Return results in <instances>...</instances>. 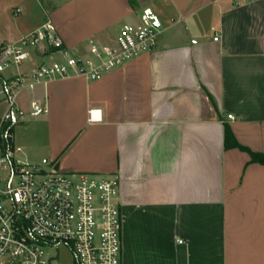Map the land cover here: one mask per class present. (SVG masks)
Returning <instances> with one entry per match:
<instances>
[{
    "label": "crops",
    "instance_id": "1",
    "mask_svg": "<svg viewBox=\"0 0 264 264\" xmlns=\"http://www.w3.org/2000/svg\"><path fill=\"white\" fill-rule=\"evenodd\" d=\"M240 1L69 0L49 14L69 53L113 44L145 12L159 24L154 50L100 80L20 99L48 109L20 126L38 164L119 178L122 264H264V165L251 157L264 156V0ZM12 14L0 50L43 23L37 0Z\"/></svg>",
    "mask_w": 264,
    "mask_h": 264
},
{
    "label": "built area",
    "instance_id": "2",
    "mask_svg": "<svg viewBox=\"0 0 264 264\" xmlns=\"http://www.w3.org/2000/svg\"><path fill=\"white\" fill-rule=\"evenodd\" d=\"M254 1L260 0L238 5ZM156 24L155 15L145 12L138 22L124 24L113 44L91 41L84 51L69 53L48 20L1 48L0 264H122L119 178L66 175L53 165L38 168L23 162L16 130L48 109L36 101L24 109L20 99L59 79L100 80L151 52L159 36ZM37 52L42 64L22 71ZM97 112H90L91 119Z\"/></svg>",
    "mask_w": 264,
    "mask_h": 264
},
{
    "label": "rangeland",
    "instance_id": "3",
    "mask_svg": "<svg viewBox=\"0 0 264 264\" xmlns=\"http://www.w3.org/2000/svg\"><path fill=\"white\" fill-rule=\"evenodd\" d=\"M38 1V7L41 12L42 17V24L50 20L49 14L51 10L57 5V6H63L65 5L69 0H37ZM33 2V0H0V27L3 25V23L6 25L9 18H11V22H14V19L17 17H14L12 12L14 13L16 10L22 11V16L26 12V8L28 3ZM17 20V19H16ZM7 21V22H5ZM121 26L124 25V22L120 24ZM34 53H32L30 59L31 61L34 59ZM34 118H28V121H31ZM17 140L20 143L22 141L24 143L22 147L23 152L20 156V159L28 164H31L32 166L38 167V168H44L47 167L45 164H38L36 161L39 159L42 155V151L38 149L37 147L31 148L27 145V140L30 142L29 138V132L27 128L18 127L17 128ZM34 143V141H33ZM21 144V143H20Z\"/></svg>",
    "mask_w": 264,
    "mask_h": 264
},
{
    "label": "trees",
    "instance_id": "4",
    "mask_svg": "<svg viewBox=\"0 0 264 264\" xmlns=\"http://www.w3.org/2000/svg\"><path fill=\"white\" fill-rule=\"evenodd\" d=\"M54 51H55L54 48H50V52H54ZM230 141H231V133L229 132V130H226L225 142H226L227 146L229 145ZM251 157H252L253 162L260 163V164L264 165V156L263 155H257V154L251 153Z\"/></svg>",
    "mask_w": 264,
    "mask_h": 264
},
{
    "label": "water",
    "instance_id": "5",
    "mask_svg": "<svg viewBox=\"0 0 264 264\" xmlns=\"http://www.w3.org/2000/svg\"><path fill=\"white\" fill-rule=\"evenodd\" d=\"M157 27H159V24H156Z\"/></svg>",
    "mask_w": 264,
    "mask_h": 264
}]
</instances>
